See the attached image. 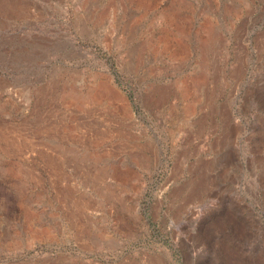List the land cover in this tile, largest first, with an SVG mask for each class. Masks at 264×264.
<instances>
[{"label":"rangeland","instance_id":"1","mask_svg":"<svg viewBox=\"0 0 264 264\" xmlns=\"http://www.w3.org/2000/svg\"><path fill=\"white\" fill-rule=\"evenodd\" d=\"M0 264H264V0H0Z\"/></svg>","mask_w":264,"mask_h":264}]
</instances>
